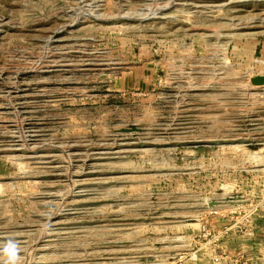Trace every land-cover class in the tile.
Here are the masks:
<instances>
[{
	"label": "rangeland",
	"instance_id": "374dc122",
	"mask_svg": "<svg viewBox=\"0 0 264 264\" xmlns=\"http://www.w3.org/2000/svg\"><path fill=\"white\" fill-rule=\"evenodd\" d=\"M255 75L264 0H0V248L264 264Z\"/></svg>",
	"mask_w": 264,
	"mask_h": 264
},
{
	"label": "clouds",
	"instance_id": "9594fccd",
	"mask_svg": "<svg viewBox=\"0 0 264 264\" xmlns=\"http://www.w3.org/2000/svg\"><path fill=\"white\" fill-rule=\"evenodd\" d=\"M21 248L14 240L7 241L0 248V264H20Z\"/></svg>",
	"mask_w": 264,
	"mask_h": 264
},
{
	"label": "water",
	"instance_id": "95a60500",
	"mask_svg": "<svg viewBox=\"0 0 264 264\" xmlns=\"http://www.w3.org/2000/svg\"><path fill=\"white\" fill-rule=\"evenodd\" d=\"M250 82L253 86H264V75H255L250 78ZM138 127L132 126L130 128L124 129V131H137ZM213 204V203H212ZM211 204V205H212Z\"/></svg>",
	"mask_w": 264,
	"mask_h": 264
},
{
	"label": "bare ground",
	"instance_id": "6f19581e",
	"mask_svg": "<svg viewBox=\"0 0 264 264\" xmlns=\"http://www.w3.org/2000/svg\"><path fill=\"white\" fill-rule=\"evenodd\" d=\"M92 11V10H91ZM67 150V149H66ZM65 157H66V155H65ZM61 161V160H60Z\"/></svg>",
	"mask_w": 264,
	"mask_h": 264
}]
</instances>
